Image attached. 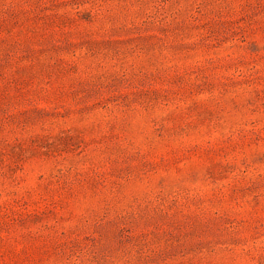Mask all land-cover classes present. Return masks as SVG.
<instances>
[{
    "label": "rangeland",
    "instance_id": "obj_1",
    "mask_svg": "<svg viewBox=\"0 0 264 264\" xmlns=\"http://www.w3.org/2000/svg\"><path fill=\"white\" fill-rule=\"evenodd\" d=\"M0 264H264V0H0Z\"/></svg>",
    "mask_w": 264,
    "mask_h": 264
}]
</instances>
